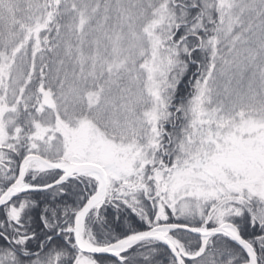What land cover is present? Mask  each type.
I'll use <instances>...</instances> for the list:
<instances>
[{"label":"snow or ice","instance_id":"6c2138e0","mask_svg":"<svg viewBox=\"0 0 264 264\" xmlns=\"http://www.w3.org/2000/svg\"><path fill=\"white\" fill-rule=\"evenodd\" d=\"M0 264H264V0H0Z\"/></svg>","mask_w":264,"mask_h":264},{"label":"rangeland","instance_id":"374dc122","mask_svg":"<svg viewBox=\"0 0 264 264\" xmlns=\"http://www.w3.org/2000/svg\"><path fill=\"white\" fill-rule=\"evenodd\" d=\"M224 77L220 78L221 89L213 95L212 103L214 106H227L231 101L229 100L228 95L223 91L224 88Z\"/></svg>","mask_w":264,"mask_h":264},{"label":"trees","instance_id":"16d2710c","mask_svg":"<svg viewBox=\"0 0 264 264\" xmlns=\"http://www.w3.org/2000/svg\"><path fill=\"white\" fill-rule=\"evenodd\" d=\"M191 78H192V77H191V76H189V77H187L186 79H191ZM183 91H184V94H185V95H187V93H188V92H190V91H191V89H190V88H188V87L185 85V87H184V90H183Z\"/></svg>","mask_w":264,"mask_h":264}]
</instances>
